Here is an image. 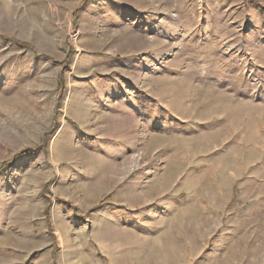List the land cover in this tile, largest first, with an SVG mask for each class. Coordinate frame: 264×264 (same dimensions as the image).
Returning a JSON list of instances; mask_svg holds the SVG:
<instances>
[{
	"label": "rangeland",
	"instance_id": "rangeland-1",
	"mask_svg": "<svg viewBox=\"0 0 264 264\" xmlns=\"http://www.w3.org/2000/svg\"><path fill=\"white\" fill-rule=\"evenodd\" d=\"M263 16L264 0H0L6 264H264V68L232 50ZM169 197L188 208L153 237L115 220Z\"/></svg>",
	"mask_w": 264,
	"mask_h": 264
},
{
	"label": "crops",
	"instance_id": "crops-1",
	"mask_svg": "<svg viewBox=\"0 0 264 264\" xmlns=\"http://www.w3.org/2000/svg\"><path fill=\"white\" fill-rule=\"evenodd\" d=\"M264 21L263 17H256L253 21L255 23V29L252 32V35L249 37V41L241 39V36L237 33L232 39V50H239L241 45H245V51L248 53L250 60L254 61V67L259 66L264 68V22L259 24V20ZM247 45V46H246ZM259 61V62H258ZM260 76H262L260 74ZM262 85H254V87L259 88ZM259 98V96H257ZM263 98L260 100L253 99V105L255 107V102L260 104L264 108V94ZM262 101V102H260ZM173 156H170L167 159L166 169L169 168L168 164L172 160ZM139 166V165H138ZM151 172L154 174L156 172L155 168H151ZM153 175H148V178ZM154 178V177H153ZM158 182V181H157ZM157 184V183H156ZM4 190L0 188V199H5ZM188 202L183 201L182 199H176L175 197H169L160 202H154L153 204L148 205L147 207L140 209H130V208H120L117 212L118 214L115 217V220L126 221L128 224L127 227H130L128 231L135 234L136 236L146 235L148 238L153 237L164 230L165 226L169 224L172 218H176L177 214L183 213ZM12 225L6 223L5 217H0V264H6L5 258L7 257V245L5 241L9 236Z\"/></svg>",
	"mask_w": 264,
	"mask_h": 264
}]
</instances>
